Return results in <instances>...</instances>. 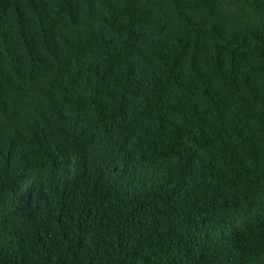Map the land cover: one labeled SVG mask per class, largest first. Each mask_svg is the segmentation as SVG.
<instances>
[{"label":"trees","instance_id":"1","mask_svg":"<svg viewBox=\"0 0 264 264\" xmlns=\"http://www.w3.org/2000/svg\"><path fill=\"white\" fill-rule=\"evenodd\" d=\"M0 264H264V0H0Z\"/></svg>","mask_w":264,"mask_h":264}]
</instances>
